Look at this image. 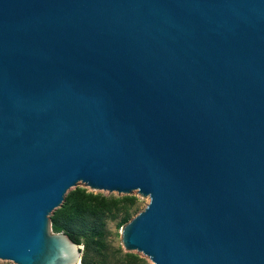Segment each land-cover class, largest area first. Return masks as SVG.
I'll return each instance as SVG.
<instances>
[{
  "label": "water",
  "instance_id": "obj_1",
  "mask_svg": "<svg viewBox=\"0 0 264 264\" xmlns=\"http://www.w3.org/2000/svg\"><path fill=\"white\" fill-rule=\"evenodd\" d=\"M79 187L149 198L153 264H264V0H0V261L82 264Z\"/></svg>",
  "mask_w": 264,
  "mask_h": 264
},
{
  "label": "trees",
  "instance_id": "obj_2",
  "mask_svg": "<svg viewBox=\"0 0 264 264\" xmlns=\"http://www.w3.org/2000/svg\"><path fill=\"white\" fill-rule=\"evenodd\" d=\"M139 211L135 196L95 193L86 188L69 191L63 205L51 216L55 233H65L77 244H83L82 264H142L134 254H123L113 260L109 255V222L117 221L121 230Z\"/></svg>",
  "mask_w": 264,
  "mask_h": 264
},
{
  "label": "rangeland",
  "instance_id": "obj_3",
  "mask_svg": "<svg viewBox=\"0 0 264 264\" xmlns=\"http://www.w3.org/2000/svg\"><path fill=\"white\" fill-rule=\"evenodd\" d=\"M79 188H84V187H79ZM89 191H91L89 188H86ZM76 189H73L71 191H74ZM96 193V192H95ZM97 194V193H96ZM102 194L106 195L105 192H103ZM111 195L109 193H107L106 196ZM114 196H119L118 194H112ZM135 197L138 198V207H139V211L138 214L141 213L146 207L147 205L150 203L149 198H143L140 195L137 194V192L134 193ZM137 214V215H138ZM117 221L115 222H109L108 225V230H109V238H108V244H109V255L110 257L115 260L116 258H118L119 256H121V254L118 253V251H122L123 254H134L139 256L141 259L144 260V262L142 264H153L147 257H145L143 254H140L138 252H126L125 249L122 246V236H121V230H118L116 227ZM51 231L54 232V230L51 228ZM0 264H14L12 262H3L0 261Z\"/></svg>",
  "mask_w": 264,
  "mask_h": 264
}]
</instances>
